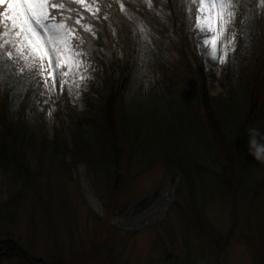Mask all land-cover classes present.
<instances>
[{"label":"rangeland","instance_id":"1","mask_svg":"<svg viewBox=\"0 0 264 264\" xmlns=\"http://www.w3.org/2000/svg\"><path fill=\"white\" fill-rule=\"evenodd\" d=\"M177 2L182 29L169 30V35L185 46V41L183 45L181 39L175 38L177 33L179 37L183 35L190 40V45L187 44L186 52L182 50L183 56L178 55L179 51L170 50L169 68L190 64L195 69L197 60H201L203 69L209 73L205 77L208 94L205 106L209 108L211 103L216 105L222 98L233 96L230 108L222 102L211 106L216 114L209 110L216 125H220L216 116L228 121L225 135L229 123L246 114L242 95L252 98L260 90L255 84L256 72L247 88L231 77L238 76L236 80L240 82L238 78L242 74L248 76L253 59L248 47H262L264 53V33L256 36L251 32L244 37L242 32H237L239 22L234 20L224 40H230L235 34V44H229L227 59L221 63L223 40L217 45V58L213 59L211 45L203 43L210 37L196 29L200 0ZM232 2L236 14L248 10L241 6L240 0ZM99 3L92 0L93 7ZM163 3L160 0H101L99 19L108 16L111 31L121 37L118 21L125 20V25L135 29L141 25L140 11L151 20L155 16L153 6L156 4L161 9ZM191 3H194L192 8ZM88 20L94 23L97 37L86 33V39L81 33L84 46L91 41L103 43L99 28L106 22L97 24L91 17ZM112 42L108 40L107 44L113 45ZM119 42L124 49L125 43ZM239 43L242 45L234 55L233 48L237 50ZM91 48L88 45L87 53ZM263 57L264 54L259 57L260 66L264 65ZM162 65L163 70H168ZM53 70L55 86L51 79L47 87L43 83L47 105L51 104L44 118L39 119L42 126L39 149L26 150L17 145L16 150L28 162L18 173L17 167H12L10 172L7 165L10 161L0 156V241L11 240L16 245L15 249H8L0 264H264V159L256 167L255 175L240 174L238 184L228 177L223 185L213 173L220 171L212 161L207 132L202 129L205 103L200 98L182 102L178 86L171 80H176L177 73L173 72V78L168 71L171 79L167 76V85L163 87L145 84L146 90H138L124 99L125 114L139 125L142 136L128 135V139L126 135V150H117L114 167L106 157L113 140L110 138L107 143L103 129L106 123L98 117L93 119L94 126L87 128L89 147H83L81 154L72 155L63 148H54V139L68 145L72 132L67 125L53 120L52 103L64 100L75 104L70 105L73 110L88 108L84 98L90 88V75L81 81L84 70L73 69L67 78H72L74 83H68L61 90V73L69 69H61L53 61ZM231 70L236 71L229 77ZM98 75L101 76L100 72ZM230 92L233 95L227 94ZM153 128L160 135L150 132ZM250 134L244 135L242 142L250 141L258 154L264 152V134H254L258 142L249 138ZM174 150L183 165L172 154ZM245 154L248 156V150ZM114 169L120 170L121 175H114Z\"/></svg>","mask_w":264,"mask_h":264},{"label":"trees","instance_id":"2","mask_svg":"<svg viewBox=\"0 0 264 264\" xmlns=\"http://www.w3.org/2000/svg\"><path fill=\"white\" fill-rule=\"evenodd\" d=\"M160 1H163L166 6L164 5L160 9L155 4L152 8L155 11V16L151 17V20H148L149 16L147 14L140 11V14L144 16L140 15L142 18L141 25L135 27V29L125 25V20L118 21L119 28L121 27L120 30L122 31L121 37L119 34L114 35L113 31H111L108 16L97 20V24L99 23L98 21L106 22L104 27L101 26L99 28V32L103 33L101 39L104 42L98 41L94 43L91 41V43H88L92 47L88 53V45H83V51L87 54L84 57L86 67L82 68L84 70L83 76L90 75L88 80L90 88L85 92L84 98L88 104V108L84 110L79 108V111L74 108L75 110H73L71 106L75 104L64 100H60L57 104L52 103L53 120L55 119V121H58L62 125H67L72 132V140L68 145L61 139L59 142L54 139L52 142L56 144L55 149L59 148L61 150L63 148L72 155L81 154L83 147H89L87 128H92L95 123L93 119L98 117L102 123H106L105 125L103 124V129H105L104 136L107 143L110 142V138L113 140L106 157H109L112 165L116 167L115 155L118 151L124 152L126 150V135H133L135 138L142 136L139 125L135 124L133 122L134 119L127 117L125 114L124 99L127 95L134 94L138 90L140 92L143 89L146 90L145 84L156 86L162 84V87L163 85H167V76L171 79L167 74L168 71L169 74L175 72L178 75L176 80H171L173 81L172 83L178 86L177 89L181 93L182 102H186L187 99L194 101L200 98L205 103L204 106L206 105L208 94L205 88V77L206 75L209 76V73L203 69L201 60H197L195 69L190 64L184 68L181 65L169 68L171 62L168 63L167 55H170V50L174 52L179 51L177 52L179 53L178 55L183 56L184 52L182 50L186 52V47L190 43V40L183 35L179 37L178 33L176 35V31H174L175 38L181 39L183 45L184 41L186 42L185 46H180L177 40L172 39L169 35V30H175L176 27L182 29L181 23L179 24L178 20L180 18L179 11L181 13V10L178 7L179 3L177 0ZM62 2H65L67 7L76 8L74 4H68L67 0H62ZM98 2L101 4L100 0ZM120 3H124V1H120ZM193 6L194 3H191L190 7L192 8ZM241 6H245L248 10L243 13L241 12L238 17L235 16L234 20L239 22L237 32L240 31V34L242 32L244 37L251 32H253V35L261 36L264 33V0H244ZM0 10H3V7H0ZM184 16L186 17V11H184L183 19ZM146 20L147 22H145ZM172 21L173 24H171ZM86 22L94 25L92 20H87ZM160 27H165L167 30L158 31L157 29ZM83 34L87 39L86 33ZM108 40L109 43L113 41L115 43L112 42L114 46L109 43L107 44ZM116 40L118 43L115 42ZM120 40L125 43L124 49L120 48ZM105 44H107L106 47ZM237 45L238 48L234 50V55H236L242 44L239 43ZM250 45H252V42ZM250 47H248V51L252 53L250 56L253 59L250 62L251 67L248 70L249 72L247 71L248 76L242 74L238 78L240 82H237L238 76L235 77L233 75L231 77V73H234L236 70L228 71V76L234 82L242 83L243 86L245 85V88H247L256 72L254 76L257 82L255 84L260 86V90L251 96L252 98H248L246 94L242 95L244 98L243 111H246V114H241L236 121L232 122V124L229 123L228 132L224 135L223 132L226 130L225 126L228 121L224 122L216 116V119L220 123V125H216L215 118H212V114L209 111L211 110L213 114H216V111L214 112L211 107L215 103H211L210 108L209 106H205L202 112V129L205 133L207 132L205 135H207V140L210 143L209 147L212 149V161L219 167L220 171L219 173H213L219 176L223 185H225L226 180L228 181L226 179L228 177L236 180L238 184L240 174L246 177L255 175L256 167L259 166L260 160L264 159V152L260 154L255 152L256 147H254V144H250V141L246 143L242 142L243 138H245L244 135L247 133H252L249 138L253 139H255L254 134L258 136L264 134V65L260 66L261 62H259L260 55L264 53L262 47ZM255 48L258 49L255 51ZM161 53L164 54L163 57ZM229 54L231 56L233 53ZM261 61H264V57L261 58ZM161 62L166 65L165 69L168 70L165 71L161 68L163 66ZM20 66H23V62L19 64L16 62L0 63V156L10 161L6 162L10 172L12 171V167H17V173L28 165V162H24L21 152L19 153L16 150L17 145L26 147V150L30 148L39 149L37 147L39 145V137L42 136L40 132L42 126L39 119L44 118L49 110L47 107L51 104L47 105V100L44 96V85L37 73L34 70L25 69V72L21 75L18 72ZM98 72L101 74L100 77ZM104 72H108L106 77L103 76ZM67 80L69 84L74 83L72 78H67ZM68 83L64 86L67 87ZM260 83H262V87ZM162 87L159 89H162ZM228 88H231L230 83ZM227 94L233 95L232 92ZM70 98L73 100L72 96ZM232 99L233 96H226L222 98V102L230 108L234 103ZM220 103L217 104L219 105ZM249 103L250 105H248ZM150 132L159 133L160 135V132L154 128ZM227 135H230L231 138L228 139ZM130 136H128V139ZM159 138L161 139V136ZM45 141L46 139H44ZM254 141L258 142L257 138ZM103 145L104 143H102L101 148L105 152ZM129 146L133 148V145L129 144ZM252 146L254 149H252ZM247 150L249 152L248 156L245 154ZM172 154H175L176 160L179 161L178 163L183 165L182 160L179 159L181 158L179 153L174 150ZM242 155L244 156L242 157ZM66 156H69V154H66ZM114 175L120 176V170L114 169ZM15 246L11 240H1L0 259L7 255L8 249H15Z\"/></svg>","mask_w":264,"mask_h":264},{"label":"snow or ice","instance_id":"3","mask_svg":"<svg viewBox=\"0 0 264 264\" xmlns=\"http://www.w3.org/2000/svg\"><path fill=\"white\" fill-rule=\"evenodd\" d=\"M67 3L74 4L76 10L67 7L62 0H0V5L4 6L0 10V63L23 62L18 68L19 74L23 75L25 69L34 70L45 87L49 79L54 87L55 61L57 67L69 69L61 73L63 90L69 73L86 67L85 38L81 33L97 37L95 27L86 21L89 17L98 20L101 11L99 4L92 6V0H67ZM235 7L232 0H207V7L205 0H200L197 10L196 29L210 37L203 43L211 45L213 59L217 58V45L223 40L221 63L227 59L229 44H235V34L230 40H224L234 22ZM86 78L80 77L81 81Z\"/></svg>","mask_w":264,"mask_h":264}]
</instances>
